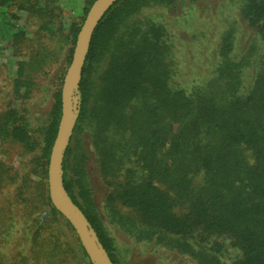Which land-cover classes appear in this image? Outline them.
Listing matches in <instances>:
<instances>
[{"label": "trees", "instance_id": "trees-1", "mask_svg": "<svg viewBox=\"0 0 264 264\" xmlns=\"http://www.w3.org/2000/svg\"><path fill=\"white\" fill-rule=\"evenodd\" d=\"M197 1L118 0L109 9L95 30L75 93L80 114L71 140H91L111 187L105 215L125 236L176 251L196 264H264V0H220V6L233 3L235 10L223 11L221 26L210 25L211 12L203 14L200 28L179 26V15L188 25L201 13ZM7 4L36 16L40 37L62 14L58 0H0V6ZM83 21L70 29V61ZM57 56L50 50L39 66ZM180 60L194 68L180 70ZM26 63L33 67L32 60ZM30 80L15 83L16 95L26 86L27 101L0 116V137L19 143L25 156L33 153L35 163L13 166L12 173L0 163V187L17 183L9 193L20 200L35 234L47 233L39 242L44 251L59 253L66 244L61 232L70 227L76 256L93 264L49 195L62 89L51 120L37 136L31 126L35 89ZM70 143L63 163L65 187L117 264L85 166L78 179L71 174ZM133 158L144 174L126 169L123 179L108 183V175ZM75 180L85 189V202L75 194ZM125 206L131 214L122 213ZM36 209L45 219L34 215ZM52 222L59 226L53 235Z\"/></svg>", "mask_w": 264, "mask_h": 264}, {"label": "rangeland", "instance_id": "rangeland-1", "mask_svg": "<svg viewBox=\"0 0 264 264\" xmlns=\"http://www.w3.org/2000/svg\"><path fill=\"white\" fill-rule=\"evenodd\" d=\"M90 1L58 0L62 14L54 24L50 25L51 30H43L46 32L42 37L37 32L41 24L36 16L19 8L18 5L0 6V116L10 106L18 109L23 107V102L27 101V99H24L26 97V86L23 84L20 93L16 95L14 91L15 83L19 81L26 83L31 79L30 81L35 89L30 99L31 126L35 129L37 136L41 135L39 129L52 118L55 96L62 89L65 74L71 62L68 57L71 47L70 39H68L70 29L73 22L83 21V17L85 19L86 9L89 7ZM219 1L198 0L197 8L201 10V13L197 14L198 16L191 20L188 25H185L184 19H182L184 15L178 14L181 17L179 26L189 28L193 25V28H200V19L206 17L203 14L208 16L206 14L208 12H211L209 13L210 25L214 27L221 26L219 19L222 17L223 11L234 12L235 10L233 3L228 7H223L220 6ZM185 11H188V9H184L183 13ZM10 28H12L11 33L8 32ZM51 31L55 34L52 35ZM25 38L27 44H32V48L36 49L35 52L32 49L25 48L27 45L23 41ZM50 50H56L58 56L48 60L47 66L41 68L39 61ZM27 59L32 60L33 67H30L34 68V71L30 69L27 63L25 65ZM22 63L24 65L20 68ZM193 66L185 60H180L177 65L180 70L192 69ZM28 74L31 75L29 79H27ZM77 109L79 108L75 105L74 112ZM32 158L33 153H28L26 156L23 154L19 143L2 140L0 137V163L5 164L10 169V173L13 172V166L23 169L21 166L24 167V163L26 165L27 161H30V164H32V161L35 163V158L33 160ZM66 160L71 166V174L75 179L82 175L84 166L86 168L85 175L88 177L90 184L88 190L95 198V203L98 206L97 211L101 213L99 214L101 217L100 223L103 224L106 234L111 238L109 244L113 246L114 258L117 264H196L190 257H184L176 251L159 247L154 248L152 243L136 242L122 234L119 228L111 223L105 215L104 208L111 187L101 175V166L89 138L82 144L79 139L74 137L71 140L70 151L66 156ZM126 169L135 170L137 175L142 176L144 174L140 164L136 160L134 161L133 158L131 162L123 164L115 173L109 174L108 183L123 179ZM36 177V174L33 173L32 178L36 179ZM5 181L8 183L7 180ZM10 184H4L0 187V203L8 201L9 197H12L6 207L3 208L2 204L0 205V264H83L71 247L72 244L76 248L77 243L75 241L77 238L70 227H65V232H61L63 236L61 239L66 244H61L59 253L44 251L39 242H42V238L47 233L42 230L40 235L35 234L34 223L25 216L20 200L16 198L15 194L9 193V188H14L17 183L11 184L12 186H9ZM74 184L75 194L85 202L84 195L86 192L82 183L75 180ZM68 194L73 199L69 192ZM120 209L125 215L131 214L130 209L126 206L120 207ZM34 215L39 216L40 219L46 217L44 211L37 209ZM58 228L59 226L52 222L49 228L51 235L58 233Z\"/></svg>", "mask_w": 264, "mask_h": 264}, {"label": "water", "instance_id": "water-1", "mask_svg": "<svg viewBox=\"0 0 264 264\" xmlns=\"http://www.w3.org/2000/svg\"><path fill=\"white\" fill-rule=\"evenodd\" d=\"M117 1L94 0L78 32L72 59L62 86V113L51 149L48 168L51 202L71 223L93 264L115 263L95 231L91 229V223L84 211L69 196L64 185L63 163L79 117V109L74 112L76 105L75 93H77L82 79L93 35L100 21Z\"/></svg>", "mask_w": 264, "mask_h": 264}]
</instances>
